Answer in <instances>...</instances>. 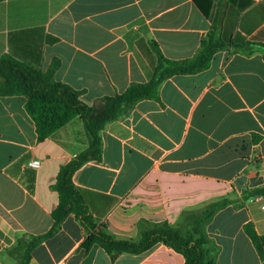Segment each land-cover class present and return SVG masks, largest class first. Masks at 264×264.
<instances>
[{
	"label": "crops",
	"instance_id": "crops-1",
	"mask_svg": "<svg viewBox=\"0 0 264 264\" xmlns=\"http://www.w3.org/2000/svg\"><path fill=\"white\" fill-rule=\"evenodd\" d=\"M197 3L209 17L192 0H0V58L42 72L58 60L54 80L91 107L148 82L153 44L168 60L192 58L213 18L225 40L264 45V0ZM158 96L107 124L100 161L72 176L95 224L136 240L143 224L177 226L184 212L229 197L237 204L203 225L215 264H264L243 231L251 223L264 235V199L244 194L264 186V53L224 48L208 69L163 81ZM25 105L22 96L0 97V264H18V241L48 232L58 171L88 145L79 118L38 142ZM29 160L40 167L27 168ZM86 237L70 214L28 264L185 263L162 244L112 258L96 244L86 251Z\"/></svg>",
	"mask_w": 264,
	"mask_h": 264
},
{
	"label": "trees",
	"instance_id": "trees-1",
	"mask_svg": "<svg viewBox=\"0 0 264 264\" xmlns=\"http://www.w3.org/2000/svg\"><path fill=\"white\" fill-rule=\"evenodd\" d=\"M192 1L201 10L197 0ZM202 13L209 17L203 11ZM55 41L51 37L47 39L48 43ZM224 48H232L236 52L249 55L255 52L264 53V45L247 42L239 36H234L230 41L222 38L220 21L213 18L209 31L192 58L168 60L153 44L156 64L148 82L132 84L121 94L103 98L99 101V106L91 107L80 100V92L54 80V74L59 67L58 60H53L47 70L42 72L38 67H31L8 55L0 58V97L22 96L26 99L25 109L34 122L38 142H42L74 118L82 121L88 140L87 148L58 171L56 182L52 186L58 194V204L51 213L52 225L48 232L32 236L27 242L18 241L16 250L21 257L18 264H28L31 251L52 237L70 214L76 217L87 234L83 244L86 251L96 244L115 258L122 254H144L162 244L180 253L185 258L184 264H215L208 250L210 242L203 231V225L223 207L237 204L235 200L226 197L209 201L204 204L205 208L199 214L184 212L177 226L165 223L143 224L136 240L120 239L108 234L104 227H97L88 211L83 193L74 185L72 176L86 163L100 161V132L107 124L124 117L142 100L159 102L158 88L163 81L173 76L195 75L208 69L213 55ZM244 194L264 199V186ZM182 228L187 230V234H183ZM243 231L258 256L264 258V235H257L251 223L245 224Z\"/></svg>",
	"mask_w": 264,
	"mask_h": 264
},
{
	"label": "built area",
	"instance_id": "built-area-1",
	"mask_svg": "<svg viewBox=\"0 0 264 264\" xmlns=\"http://www.w3.org/2000/svg\"><path fill=\"white\" fill-rule=\"evenodd\" d=\"M26 167L29 169L37 170L40 167V163L37 160H29L26 162ZM260 208L264 212V202L261 204Z\"/></svg>",
	"mask_w": 264,
	"mask_h": 264
},
{
	"label": "rangeland",
	"instance_id": "rangeland-1",
	"mask_svg": "<svg viewBox=\"0 0 264 264\" xmlns=\"http://www.w3.org/2000/svg\"><path fill=\"white\" fill-rule=\"evenodd\" d=\"M184 233L183 234H187V230L184 228V231H183Z\"/></svg>",
	"mask_w": 264,
	"mask_h": 264
}]
</instances>
